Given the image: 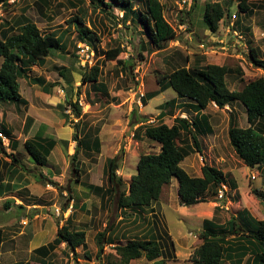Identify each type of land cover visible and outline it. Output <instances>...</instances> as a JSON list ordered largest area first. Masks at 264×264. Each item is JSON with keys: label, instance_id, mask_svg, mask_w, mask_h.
I'll use <instances>...</instances> for the list:
<instances>
[{"label": "rangeland", "instance_id": "374dc122", "mask_svg": "<svg viewBox=\"0 0 264 264\" xmlns=\"http://www.w3.org/2000/svg\"><path fill=\"white\" fill-rule=\"evenodd\" d=\"M85 1L86 4H81L76 0H49V5L46 8L42 4L37 5V0H18L12 7L5 10L0 9V26H6V23H10V26L16 28L22 18H27L37 25L42 33L53 32L57 36L64 34L65 51L56 52L47 58V63L43 68L32 67L34 71L33 69L31 71L32 77H41L47 83L60 82L56 83L53 95H45L38 86L20 80V92L24 99H28L31 106L42 111L45 114L44 116L49 119L48 122L57 121L48 129L46 133L49 135L48 137L55 138L62 143L53 156L55 162L58 159L54 163L60 164L57 167L62 168L59 177L63 180L59 182V180L54 179L59 186H51L58 190V195L54 193L55 190L49 187L48 189L55 196L47 202L43 199L37 201V203L49 207L48 210H36V213H34L35 210L29 211L27 221H33L34 217L41 214L33 222L55 223L58 232L73 212L71 228L76 230L82 229L87 224H92V227L96 224L97 230L102 233L106 231L103 224L107 225V228L112 226L111 236L114 239L112 244L114 246L118 244L126 245L129 239L147 238L145 235L152 232L161 245L163 258L166 259L167 264H196L195 259H193L194 252L203 243L199 235L202 231L203 221L208 217L209 210H215V221L225 225L232 216L240 211L244 205V199L250 198L240 197V194H249L252 189L264 192V166L253 170L243 162H239L238 159L232 160V162L227 161V164L222 162L224 163L222 165V163L215 160L217 158L215 153L208 152L207 149L211 144L206 145L207 151L204 154L201 155L199 152L192 154L181 166L192 177H201L202 167L206 164L223 172L232 169L231 173L240 191L235 193L234 188H232V192H229L223 200H219L218 195L208 192L203 196V203L196 205V207L187 208L180 204L178 181L173 179L172 183L163 189L158 203L152 205L151 208L130 209L125 213L120 212L117 207L118 196L121 192L128 191L131 179L137 173L140 157L160 152V147L146 139L144 135H141L140 139H136L134 137L135 130L143 123L151 124L153 122L152 124L158 125V114L161 113L159 106L177 99L178 95L173 90L168 89L157 97L148 99L146 105L142 103L141 98L161 89L157 82L159 77L186 66L185 59L189 57L195 60L196 56L201 55V50L211 53L208 52V48L216 51L208 57L209 63L224 64L234 70L240 69L242 71L241 75L233 73L228 77L227 83L232 91L235 89L241 90L249 82L264 77V70L258 68L250 56V48H253L258 52L259 59L264 61V9L259 8L263 0H251L252 11L247 13L240 10L238 1H234L232 6L228 7L229 0H199L195 11L191 12L192 0H160L165 5L166 19L177 32V39L168 44L163 51H158L149 43L146 33L139 34L136 28H133L138 27V25L125 26L106 14H90L89 4L91 0ZM132 1L138 6L139 10H145L144 5L141 3L145 0ZM207 1L220 2L229 13L224 23L223 21L220 23L219 32L216 34L207 29L201 17ZM83 13L82 19H85L86 26L90 27L92 25L93 31L98 33L97 37L94 38L97 41L94 43L90 41L89 44L96 51L95 64L98 63L101 70L99 82L105 86V90H100L101 92H98L93 84L85 85L81 83V74L84 71L76 59L77 48L80 44H87V42L80 40L79 29L81 26L76 21V17L82 16ZM113 13L114 16L119 18L122 16V12L116 6L113 8ZM233 15H236L237 19L233 20L234 26L228 30ZM181 25L186 26V29H180ZM241 25L244 29L240 28ZM138 29L139 32H143L142 27ZM234 30L238 33L241 32L244 39L246 38V47L240 49V51L242 50L241 56L236 48L231 49L227 56L220 50V46L217 47V43H211L219 36L220 38L224 37V45L231 44L232 39H234ZM87 41L89 42V40ZM202 41L206 43L207 49L200 48L199 44ZM117 46H122L125 49L121 59L128 60L132 67L123 68L118 64V61L105 59L104 51L114 49ZM56 67H59V69ZM64 68L75 70L74 82L71 85L74 90L72 93L69 92V95L73 96L72 101L79 102L82 108L80 120L71 116L69 121L66 122L60 117L59 109L61 108L57 105L65 106L67 100L65 88L68 89L65 80H62L60 75V71ZM29 87L33 90H30ZM15 105L3 104L1 112H3V109L5 112H9L13 120V131L15 132L12 138L16 139L21 146L17 150L16 156L23 163L25 169L32 173L35 180L40 181L43 171L46 175H50L49 177L55 178L54 173H49L52 169L38 166L32 168L27 162L30 158L31 162L35 164L23 145L39 128L40 122L37 123L35 128L33 124L31 134L27 133L24 126L27 109L23 105ZM211 109L219 114V123L217 124L219 130L218 145L231 151L228 135V116L213 104L207 109L206 113H210ZM232 109L237 110L235 112L239 115V118H237L239 125L242 122L244 123L242 124L243 127L248 125L245 107L242 104H235ZM187 110L189 113L184 116L180 111L170 112L167 109L168 115L163 122L168 126H172L175 116L192 120V116H189V114L194 112L188 108ZM31 112L35 114L34 111L30 110V114H32ZM36 112L40 114L38 111ZM67 113L71 114L72 109L68 108ZM198 113H201V111H198ZM49 115H51V119ZM78 121H80V127L77 134L78 139L76 140L74 126ZM0 126H2L1 123ZM96 138L100 140V152L93 148ZM88 145L91 149L88 148ZM216 152H218L217 149ZM11 153L13 152L10 151L7 154ZM74 153H77L76 160H74ZM205 153L209 155L207 156ZM117 156H119V168L115 187L118 192L115 199L98 198L85 190L84 183L103 186L106 189L110 187L107 175L108 162ZM76 166L80 170L79 173L75 171ZM253 175L256 176V180L253 179ZM14 180L16 181V177H14ZM39 184L45 186L40 182ZM241 198L242 204L239 205L237 203H240ZM253 198L258 200L255 196ZM1 204L4 206L5 203ZM259 206L264 208V202L259 201ZM69 207L71 212L66 213V209ZM217 208H220V210L218 211ZM4 209V207H0V220L6 221V217L1 216L5 212ZM56 209L61 210V216L57 217ZM20 210V208L14 207L12 213H9L10 218L18 214L21 215ZM32 226V224H29L30 229ZM91 230V233L86 231V242H89V244L85 247V250L71 256L69 251H63L59 248L47 261L50 264H111L117 262L119 257L116 255L115 247L107 246L108 250L106 252L104 250L101 254L99 263L96 258L98 254L96 247L98 248V245L94 238L95 232L93 229ZM18 241L20 244L22 243L21 238H18ZM23 243L28 244L27 241ZM86 256H89L90 259ZM26 257L29 259L28 255ZM36 257L38 256H33L31 261L34 262ZM135 264H152V262L142 258ZM225 264L229 263L225 262Z\"/></svg>", "mask_w": 264, "mask_h": 264}, {"label": "trees", "instance_id": "16d2710c", "mask_svg": "<svg viewBox=\"0 0 264 264\" xmlns=\"http://www.w3.org/2000/svg\"><path fill=\"white\" fill-rule=\"evenodd\" d=\"M76 1L86 4L85 0ZM234 1H238L242 12L252 11L251 0H229V5H226L230 7ZM192 2L191 12L195 11L198 0H192ZM141 3L145 10H139L132 0H91L89 4L90 14H106L125 26L138 25V27L133 28H136L139 34L146 33L149 43L158 51H163L168 44L177 39L176 30L166 19L165 5L160 0H145ZM41 4L47 8L49 0H37V5ZM115 6L122 12L120 18L114 16L113 8ZM10 7L12 5L9 4V0H0V9L5 10ZM259 8L264 9V0ZM228 15L229 13L223 4L207 1L201 17L207 29L216 34L220 29V23L222 21L224 23ZM83 16L84 13L82 16L76 17V21L81 26L79 29L80 40L87 42V44L90 41L94 43L97 41L94 38L97 37L98 33L93 31L92 25L86 26L85 19H82ZM1 27L3 28L1 29ZM139 27L143 28V32H139ZM63 40L64 34L57 36L53 32L42 33L37 25L27 18H22L16 28L10 26V23H6V26H0V57L3 58V64L0 68V105L2 103L26 104L20 92V80L38 85L44 92H50L56 86V83H47L43 78H32L30 73L32 67L43 66L47 58L56 52H64ZM124 52L125 49L122 46H117L114 49L105 50L104 56L106 60L118 61V64L123 68H130L132 65L128 60L121 59ZM250 56L253 63L264 70V61L259 59L255 49L250 48ZM76 59L78 61V57ZM187 59L185 60L187 61ZM83 71L84 73L81 74L82 84H93L98 92L105 90V86L99 82L101 70L98 63L90 71ZM74 72L75 70L70 68H64L60 71L62 80H65L68 89L65 88L67 93L66 104L65 106L59 105L61 109H58L61 114L60 117L66 122L71 116L79 120L82 117V108L79 102H73V96L69 95V92L72 93L74 90L71 86L74 82ZM233 73L241 75L242 71L240 69L234 70L226 65L208 64L203 68L184 66L159 77L157 82L161 89L145 95L142 102L146 105L148 99H153L160 93L171 89L178 97L195 102L198 111H205L211 104H215L219 109H225V107L238 102L245 107L249 124L253 125L257 120H264V77L249 82L241 90L232 91L227 81ZM174 105L175 101L172 100L159 107L161 113L158 125L143 123L135 130L134 137L136 139H140L141 135H144L146 139L160 147V152L140 157L137 173L132 177L128 191H123L118 196L117 207L122 213L130 209L151 208L152 205L158 203L163 189L169 186L173 179L178 181L180 204L187 208L203 203V196L208 192L217 196L223 185L229 184L231 189H237L236 182L230 180L222 170L216 167L206 164L202 167L201 177H192L181 166L189 156L197 152L200 153L199 137L212 132V128L206 115H202L200 118L196 117L192 121L178 117L174 119L172 126H168L163 120L168 115L167 109L174 112ZM68 108L72 109L71 114L67 113ZM29 121L32 120L29 119ZM74 127V137L77 140L80 121ZM0 133L11 137V132L5 125L0 128ZM228 134L230 144L236 155L247 167L254 169L264 166L263 136H260L252 127L242 129L234 126L233 123L230 124ZM56 144L57 142L53 138L44 137L43 131H40L35 138L27 141L24 146L33 162L39 167H44L47 165ZM10 147L13 153L7 154L0 138V153L11 159L13 165H17L20 160L14 152L18 149V142L11 138ZM89 147L90 145H88ZM94 148L100 152V140L98 138H96ZM76 155L77 153L74 154V160L77 159ZM107 168L110 187L106 189L87 183H84L83 186L85 190L98 198L108 197L113 200L118 192L115 184L118 180L119 156L110 159ZM22 170L31 174L25 167H22ZM75 171L80 172L77 166ZM54 185L58 187L57 184L54 183ZM228 193L227 191L225 197ZM252 194L259 201L264 202V192L252 189ZM9 205H12V202L8 200L5 203V208H8ZM217 210L219 211L220 208ZM71 219L72 216L58 230L54 242L36 250L37 253L45 256L49 249L55 250L62 244H66L70 252L75 255L77 248L85 244L86 233L71 228ZM108 229H112V227ZM106 236L107 233L103 232L96 237L99 263L101 254L104 252V245L114 243L112 236L110 240H106ZM145 236L147 238L129 239L126 245H116L115 251L119 259L111 264H135L142 258L152 262V264H167L155 234L150 232ZM199 236L203 243L194 252L193 259H195L196 264H225V262L243 264L250 251H253V261L248 264H264V220L258 221L247 210L232 216L225 225L217 223L215 217L212 220H204ZM243 238L250 241V247L242 242ZM2 242L3 231L0 229V245ZM88 259H90L89 256Z\"/></svg>", "mask_w": 264, "mask_h": 264}, {"label": "crops", "instance_id": "0c3cea01", "mask_svg": "<svg viewBox=\"0 0 264 264\" xmlns=\"http://www.w3.org/2000/svg\"><path fill=\"white\" fill-rule=\"evenodd\" d=\"M198 2H199V0H198ZM242 26L243 25L240 26L241 29L243 28ZM234 32L238 33L235 30H234ZM238 34H240L244 37V35L241 32H239ZM215 39L216 40H213V42H211V43H213V44L217 43V47L220 46V50H221L223 45H221L219 42H224L225 41L224 37L220 38L219 36H217ZM245 39L243 42L244 46H242V47H246ZM201 43L199 44L200 48L202 45H206V43L203 41ZM238 43H239L238 41H235V39H232L231 44H229V46H231L232 50L234 49V46H235V48L238 49L239 53L242 55V50L240 51V49L242 48L241 45L236 46V44H238ZM208 50H209L208 52H211L213 54V52L209 48H208ZM201 52H202L201 55L196 56L195 60H192L189 57H188V59L186 58L187 61L185 60V62H187V64H186L187 68H193V67L203 68L206 65L211 64L208 62L209 61L208 57L210 56L211 53H207L205 50H203V51L201 50ZM190 55H192V54H190ZM198 57H200V58H198ZM46 63H47V60L43 66L37 65V66H34L33 68H36V67L43 68L46 65ZM2 64H3V58L0 57V68H1ZM213 65H216V64H213ZM223 65L218 64V66H223ZM56 68L59 69V67H56ZM32 69H31V71H32ZM33 71H34V69H33ZM31 77H32V75H31ZM32 78L37 79V78H41V77H32ZM25 82L27 83V81H25ZM54 83H60V82H54ZM33 86H38V85H33ZM38 87L40 88L41 92L45 95H48V94L53 95V90L55 89V88H53L52 90H50V92H44L40 86H38ZM29 89L33 90L31 87H29ZM22 97H23V95H22ZM173 100L175 101V105L173 107V111L175 109L174 112L180 111V113H182V115L185 116V115H187V113H189V111L187 110V108H188L194 112L193 114L192 113L189 114V116H192L191 117L192 120H194L196 117L200 118V116H202V115H206L209 118V125L212 128V132L206 133L205 135H201L199 137V141H200V153L199 154L202 155L207 150L211 154L215 153V155L217 156V158L215 160L218 161L219 163L224 162L225 164H227V161L232 162V160H236V159H238L239 162L241 161L240 158L236 155L235 151L233 152L234 149L232 148V146H231V148H232L231 151H228L226 148L223 149L221 145L219 147V145H218V143H219L218 131L219 130L217 128V124L219 123V121H218V115L219 114L217 111L212 110V109H211L212 111L210 113H206L207 109H209V107L211 105H209L205 111L198 113V110L196 109V105H195L196 103L195 102L193 103V101H191L189 99H184V98H180V97H178L177 99H173ZM25 102H26V104H23V106L26 107V109H27L26 121H25V125H24L25 131L27 133L31 134L33 131V124H34V128H35V126H37V123L40 122V124L38 126L39 128L35 131V133L33 134L32 137H30L29 139L26 140V142L29 141L30 139L35 138L36 135L38 134V132H40V131H43L44 137H48L49 135L46 134L48 132V129L50 127H52L54 123L56 124L57 121L48 122L49 119H47V117L44 116L45 114H43L42 111L31 106L28 99H25ZM3 104L9 105V103H2L0 105V123L3 126L5 125L9 129V131L11 132V137L6 136L8 138L9 144L7 147H5L6 152L10 153V151H11L10 140L14 136L13 133L15 131H13V129H14L13 120H12L11 116L9 115V112H5L4 109H3V112H1ZM235 104L240 105V103H238V102H236ZM235 104H233L232 106L225 107L227 110L226 109H220V110L224 111V113L228 116L227 117L228 126L230 127V124L233 123L234 126H236L238 128H242V129H248V128L252 127L260 136L264 137V120H261V119L257 120L253 125L248 123V125H245V127L242 126V124H244L243 122H242V124L239 125V123L237 121V118H239V115L237 112H235L236 109L235 110L232 109V108H234ZM59 105H61V104H58L57 106H59ZM213 105L215 106V104H213ZM15 106H17V104ZM215 107L217 109H219L217 106H215ZM30 110L34 111L35 114H33L32 112H31L32 114H30ZM36 111H38L40 114H38ZM158 115H160V114H158ZM178 117L181 118L182 116H177V117L175 116V118H178ZM49 118L51 119V115H49ZM29 119H31L32 121H29ZM192 120H190V121H192ZM247 122H248V120H247ZM1 127L2 126H0V128ZM206 131L207 130H205V132ZM53 139L57 142V144H56L54 150L52 151V153L48 159L47 165L44 167H40V168H46L47 167V168L52 169L53 172L50 170L49 173L50 174L54 173L55 178L49 177L50 175L49 176L46 175V173H44V171H43L41 173L42 174L41 180L40 181L35 180L33 178L32 173H31V175L30 174L28 175L25 171L22 170V167H24V166H23V163L21 161L17 165H13V163L11 162V159L6 157L5 154L0 153V207L5 208V204L3 206L1 203H6V201H8V200L12 202V205H9L8 208L4 209L5 210L4 214H1V216H5L7 220L6 221L0 220V224H1L0 229L3 231V242L0 245V264H50V262L47 260H50L51 255L53 253H55L57 251V249H59V248H61L63 251H69L70 255L73 256V254L70 252V250L68 249L66 244H62L60 247H58L55 250L49 249V252H47V255H45V256L37 253L36 250H38L44 246H49L50 244H52L54 242V240L57 238V233H58L57 228H56L55 223L54 224H52V223L43 224L44 222L39 223L40 221L39 222H33L35 220V218L40 217L41 214H39L37 217H34L33 221L32 220L27 221L28 220L27 216H28L29 211L35 210L34 213H36L37 212L36 210H40V211L48 210L49 207L42 205L40 203H37V201H39L38 199H43L44 201L47 202L48 200L53 198L55 196V194L58 195L57 194L58 190H55L54 187H51V186L52 185L55 186L54 183L58 185V183L56 181L59 180V182H60V180H63V178L59 177V172L62 170V168L57 167V165H60V164H58V163L55 164L58 159L55 162V158H53L55 152L60 148V145H62V143L59 142L58 140H56L55 138H53ZM12 140L18 142L14 138H12ZM26 142H24V145ZM19 144L20 143L18 142V149L17 150H19L21 148V146ZM24 145H23V147L25 148ZM206 145H210L207 150H206ZM216 149L218 150V152H216ZM16 153H17V151L14 152V154H16ZM205 154L207 156L209 155L207 153H205ZM207 158L214 159L212 157H207ZM27 162L29 163V165L32 168H36L37 165L33 164L31 162L30 158H28ZM205 163H206V161H205ZM224 163H222V165ZM232 165H234V164H232ZM251 169H253V168H251ZM253 170H255V169H253ZM225 172H227V173H225ZM225 172L224 173L230 178V180L235 181L234 177L231 173L232 169H230L229 171L225 170ZM14 177H16V181L14 180ZM253 177H254V180H256V176L253 175ZM54 179L56 181H54ZM39 182L41 184H44L45 186L40 185ZM91 185H95V184H91ZM95 186H99V185H95ZM226 186H227V191L232 192L230 185L228 184ZM49 187H50V189L52 188L53 190L56 191V192H54L55 194H53V192H51L48 189ZM100 187H103V186H100ZM59 188H61V187H59ZM237 191H240L238 185H237V189H234L235 193H237ZM250 193L245 194V195L240 194V197H244V196L250 197V198L244 199L245 202L243 203L244 205L242 206L240 211L247 210L251 214V216L254 217L255 219H257L258 221L264 220V208L259 206V201L255 200L253 198L254 195L252 194V190ZM250 195H253V196L251 197ZM241 201H242V198L239 200L240 203H237V204L241 205L242 204ZM14 207L21 209L20 210L21 215L18 214L17 216L10 218L9 213H12ZM194 207H196V206H194ZM100 208H101V206H100ZM68 212H71L70 207L66 209V213H68ZM214 212H216V211L215 210L212 211L210 209L208 217H206L204 220H212L214 217L216 219V214H214ZM73 215L74 214L72 212L71 216H73ZM200 215H201V213H200ZM29 217L31 218V216H29ZM29 224L33 225L31 227V229L29 228ZM99 224H97V225H99ZM27 225H28V227H27ZM38 225H40V226L38 227ZM95 225L92 227V224H87L86 226H83V228L80 230L84 231L85 233H86V231H89V233H91L90 231H92L91 229H93L95 232L94 238L96 239L97 235L100 233V230H97V228H96L97 226H95ZM21 226H25V227H21ZM103 227L106 229L105 232L107 233L106 240H110L113 229L109 230L107 228V225H104V224H103ZM110 227H112V226H110ZM18 238H21V241H22L21 244L19 243V241L17 242ZM232 239H234V238H232ZM26 241L28 242V244L23 243ZM242 242L250 247V244H249L250 241L247 238H243ZM88 244H89V242L87 243L85 241L84 245L77 248L76 254H79L81 252V250L82 251L85 250V247H87ZM107 246L113 247L114 245H112V244L104 245L105 252L108 250ZM96 250L98 252L97 247H96ZM252 253H253V251H250L248 253V255L245 257V259L243 261V264L252 263V261H253ZM26 255L29 256L30 260L27 259V257L25 258ZM32 255L34 257L38 256L35 258L34 262L31 261V259L33 257ZM86 257L88 258V256H86ZM96 258H97V255H96ZM228 263L231 264L230 262H228Z\"/></svg>", "mask_w": 264, "mask_h": 264}, {"label": "built area", "instance_id": "2783aa9c", "mask_svg": "<svg viewBox=\"0 0 264 264\" xmlns=\"http://www.w3.org/2000/svg\"><path fill=\"white\" fill-rule=\"evenodd\" d=\"M17 2H18V0H9V4H11V5H15ZM236 19H237V16L233 15L232 16V21L236 20ZM233 26H234V23L233 22L230 23V25L228 27V30H229L230 27H233ZM180 29L184 30V29H186V26L181 25ZM233 35H234L235 41L239 42L238 44H236V46H238V45H241V47L244 46V44H243L244 37L242 35L238 34V33H235V32H234ZM219 43L221 45H223V47L221 48L223 53L228 56L229 51L232 49L231 46H229V44H225L224 45V42H219ZM201 48L202 49H206V46L202 45ZM234 48H235V46H234ZM211 51L216 53V51H213V50H211ZM239 55H241V54L239 53ZM77 57H78L79 66L83 70H85L86 72L90 71L95 66V63H96V51L89 44L84 43V44H80L78 46ZM144 96H142L141 101H142ZM152 123L153 122H151V124ZM0 138L2 140L3 146L7 147L8 144H9L8 138L5 135L1 134V133H0ZM253 179H254V177H253ZM226 192H227V186L223 185L220 188V190L218 191L219 200H223L224 199ZM60 212H61L60 209H56L57 217L61 216Z\"/></svg>", "mask_w": 264, "mask_h": 264}, {"label": "clouds", "instance_id": "9594fccd", "mask_svg": "<svg viewBox=\"0 0 264 264\" xmlns=\"http://www.w3.org/2000/svg\"><path fill=\"white\" fill-rule=\"evenodd\" d=\"M231 20H232V18H231ZM232 22H233V21H232ZM232 22H231V23H232ZM229 25H230V24H229ZM82 44H83V43H82ZM78 63H79V62H78Z\"/></svg>", "mask_w": 264, "mask_h": 264}]
</instances>
